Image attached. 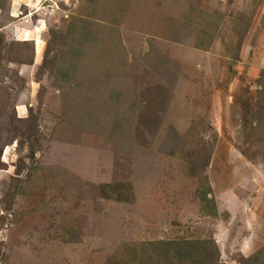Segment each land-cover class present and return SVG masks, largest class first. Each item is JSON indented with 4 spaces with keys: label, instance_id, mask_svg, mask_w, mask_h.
<instances>
[{
    "label": "rangeland",
    "instance_id": "rangeland-1",
    "mask_svg": "<svg viewBox=\"0 0 264 264\" xmlns=\"http://www.w3.org/2000/svg\"><path fill=\"white\" fill-rule=\"evenodd\" d=\"M0 264H264V0H0Z\"/></svg>",
    "mask_w": 264,
    "mask_h": 264
},
{
    "label": "trees",
    "instance_id": "trees-1",
    "mask_svg": "<svg viewBox=\"0 0 264 264\" xmlns=\"http://www.w3.org/2000/svg\"><path fill=\"white\" fill-rule=\"evenodd\" d=\"M182 243H184V241H180V242H179V244H182Z\"/></svg>",
    "mask_w": 264,
    "mask_h": 264
}]
</instances>
